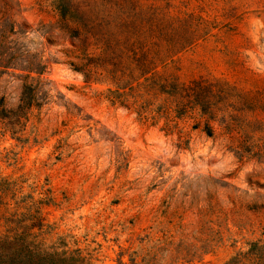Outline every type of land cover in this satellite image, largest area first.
I'll use <instances>...</instances> for the list:
<instances>
[{
    "label": "rangeland",
    "instance_id": "374dc122",
    "mask_svg": "<svg viewBox=\"0 0 264 264\" xmlns=\"http://www.w3.org/2000/svg\"><path fill=\"white\" fill-rule=\"evenodd\" d=\"M58 2L0 0L47 66L26 82L0 68L5 110L38 88L0 118V232L35 226L84 264H231L263 246L264 0H70L80 40L50 33Z\"/></svg>",
    "mask_w": 264,
    "mask_h": 264
},
{
    "label": "trees",
    "instance_id": "16d2710c",
    "mask_svg": "<svg viewBox=\"0 0 264 264\" xmlns=\"http://www.w3.org/2000/svg\"><path fill=\"white\" fill-rule=\"evenodd\" d=\"M70 3V0H59L56 9L60 19L56 27H50V33L53 34L58 30L59 36L64 39L80 40V37L88 32L78 14L71 10ZM15 28L16 22H11L10 19L0 25V68L26 72L25 76H20L26 82L32 79L33 73L39 77L42 76L47 66L42 63L38 55L30 56L29 53L17 48V40H12V37L19 33L23 35L25 31L22 28L16 31ZM71 65L74 66L73 63ZM75 70L79 71L76 68ZM2 74L4 72H0V75ZM38 82L40 83L39 80ZM37 89V86L34 87L33 84H25L23 93L25 97L22 99L18 112L7 111L0 106V118L11 120L20 117L21 111L32 104L29 99L37 96ZM184 91L194 93L196 90L189 87ZM196 101H194L196 106H202L199 100ZM182 109L183 106L179 105L178 113L182 114ZM202 114L206 116L207 112L204 110ZM6 221L8 222L7 230L4 233L0 232V264H84L79 252L60 251L39 240L40 235L34 232L35 226H27L12 218ZM247 261L250 264H264V245H254L251 252L241 255L231 264H247Z\"/></svg>",
    "mask_w": 264,
    "mask_h": 264
}]
</instances>
